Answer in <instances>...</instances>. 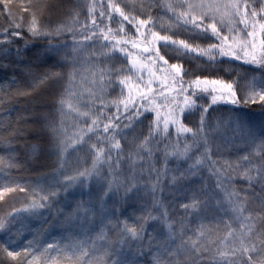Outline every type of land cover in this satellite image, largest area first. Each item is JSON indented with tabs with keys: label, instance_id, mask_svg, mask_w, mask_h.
<instances>
[{
	"label": "snow or ice",
	"instance_id": "obj_1",
	"mask_svg": "<svg viewBox=\"0 0 264 264\" xmlns=\"http://www.w3.org/2000/svg\"><path fill=\"white\" fill-rule=\"evenodd\" d=\"M14 2L0 0V13L11 18V27L0 31V66H10L4 60H23L37 44L44 47L36 49L32 63L25 66L31 84L12 77L6 85L7 97L5 86H0V108L10 103L12 95H30L37 80L45 83L66 76L67 88L58 101L59 121L42 114L36 122L43 123L37 134L45 129L51 133L48 155L55 157L53 170L28 183L3 182L5 167L19 168L29 161L18 160L14 152L7 162L0 156V201L8 193L25 192L30 197L0 215L4 237L0 264H264V0H149L140 5L146 18L126 11L117 0H108L106 7L102 0H91L82 6L90 24L86 19L82 26L79 12L71 24L43 23L45 0L23 5L31 13L25 23L13 16ZM156 8L170 14L168 34L156 27L157 17L152 15ZM115 14L120 21L114 29ZM171 29H182L207 46L176 39ZM162 47L196 61L198 68L227 64L226 71H234L231 62L239 61L258 69L259 75L249 69L238 71L236 81L209 78L182 62L170 63ZM118 60L119 68L93 71L95 87L86 99L76 91L83 65L95 68ZM41 70L43 75H38ZM242 74L251 75L243 97L236 87ZM109 91L115 98H109ZM78 95L81 104L66 99ZM218 103L237 108L259 105V115L213 117L210 109ZM66 105L77 118L71 134L65 125ZM113 106L116 112L110 114ZM195 113L199 124L188 126ZM145 125L148 135L133 136L125 153L122 140L129 137L127 129ZM4 127L0 124V147L12 149L11 137L24 133L17 129L6 137ZM225 127L234 135L217 143L215 137ZM161 143L162 163L156 157ZM28 151L31 163H37L39 149L33 146ZM73 152L82 153L85 163L69 172ZM87 158L92 160L90 167ZM202 170H207V178ZM238 180L246 184L237 188ZM165 190L184 198L178 219L163 204ZM137 204L139 214H135ZM54 208L56 215L46 217L45 212ZM127 208H133V215L126 214ZM39 219L52 223L21 243L24 222ZM54 227L65 229L67 235L48 240L43 234Z\"/></svg>",
	"mask_w": 264,
	"mask_h": 264
},
{
	"label": "trees",
	"instance_id": "obj_2",
	"mask_svg": "<svg viewBox=\"0 0 264 264\" xmlns=\"http://www.w3.org/2000/svg\"><path fill=\"white\" fill-rule=\"evenodd\" d=\"M48 5V8L41 14V21L43 23H48L49 21L52 22V26L56 24H71L75 18L77 12H79V23L82 26L83 22L87 19L90 24V18L88 17V10L86 7H82L86 3H91V0H45ZM97 3H101V0H96ZM105 7L107 6L108 0H102ZM117 2L124 7V9L133 14H140V18H146V13H141L140 5L147 4L149 0H117ZM162 2V0H161ZM28 0H15L12 6V14L20 20L23 18L24 22L27 23L31 19V13L25 12L23 9V5L27 4ZM3 8V5H0V9ZM99 15V12H97ZM152 15L157 17L156 19V27L162 34L169 33V20L170 14L165 13L163 9L156 8ZM162 18V19H161ZM120 17L119 14H115L113 18V23L111 26L115 29L119 27ZM104 23H108L104 21ZM126 29H130L131 33L134 34L135 29L132 28L130 24L125 22ZM11 27V18L7 16V12L0 13V31L9 29ZM11 31H18L14 28H11ZM171 34L176 39H186L189 41H194L196 43H200L203 46H207L204 41L192 37L189 33L183 31L182 29H171ZM26 35V33H25ZM14 40L17 38L14 36ZM67 39L69 42L71 41V34H67ZM19 47L23 48V42L18 41ZM44 47V44H37L33 48L26 51L25 58L23 60L10 62L8 60H4L3 63L10 64L9 67L4 68L0 66V86H5V95L7 97V88L6 85L12 77H16L19 80L26 81L27 83L31 84V80L28 77L26 65L32 63L34 59V52L36 49ZM162 54L165 55L166 59H169L170 63L182 62L185 64V67L190 69L196 70L197 74L203 73L204 76L209 78H222L226 81H236L237 80V72L241 70H249L256 75H259V70L252 68V66L243 65L239 61L231 62L235 65L234 71H226L227 64H224L220 67H212V68H205L199 67L197 62L194 60H186L183 57L177 56L174 51L161 48ZM117 56L120 54L117 53ZM120 60H123L126 64L127 61L124 60L123 57H120ZM205 63H207L205 61ZM112 65H115L116 68L120 67V61H112L111 64L108 62H102L98 64L95 68L89 67L88 65H83L81 68L80 77L82 78L81 82L78 83L76 91L78 93H83L84 98H87L88 90L93 89L95 85L92 84V75L93 71H98L100 67H103L107 70ZM59 71V70H58ZM67 71V70H65ZM38 75H43V71L41 70ZM251 80V75L247 77L243 74L239 77L237 82V91L238 95L243 97L245 93L248 91V81ZM67 88V78L65 76L64 79H57L53 78L51 80H47L45 83H40L39 80L29 88L30 95H12L10 97V103H6L2 108H0V124H3L4 130L3 134L7 137L9 132L15 131L17 129H21L23 131V135L19 137H11L13 139V148L9 149L7 147H0V156L4 157L5 161L7 162L10 154L12 152L15 153L16 158L20 161H23L25 158L29 161L27 166H21L19 168H11L8 169L5 167V171L7 175L3 176V182H8L9 180H19L22 183H28L29 181H34L39 177L43 176L44 174L51 172L53 169L51 165L55 161V157L48 155V149L50 145V141L48 137L51 135L49 131L46 129L41 131L37 134L36 129L39 127L43 129V123L37 124L38 120L42 119V114H49L52 119L59 121V115L57 114V107L58 101L61 95L65 92ZM15 89H12V93H15ZM109 98H115L114 94L109 91ZM72 104H81V97L74 96V97H67ZM208 103H211L210 98L208 99ZM122 107V106H121ZM65 111L67 113L65 125L71 134L76 129L74 128V123L76 122V114L75 112L68 111L67 105L65 107ZM108 112L115 113L116 108L115 106L110 107ZM211 115L213 117H222L225 120L230 114L233 113H241V114H249L252 116L258 117L259 115V105H247L237 108L234 105L226 104V103H218L216 105H212V109H210ZM90 123V121H89ZM199 124V114L195 113L193 115V119L188 123V126H192V124ZM213 127L215 126V120H212ZM129 132V137L127 140H122V144L125 147V153H127L129 141L133 138V136L140 134L142 137H146L148 135V128L147 125L137 127L135 131L133 129H127ZM172 132V140L175 141V130L171 129ZM234 135V132L230 128H223L220 133H218L215 137L217 143L222 142L223 140L227 139ZM33 146H36L39 149L37 153V163H31L33 157L31 156L28 149H31ZM161 151L156 153V157L162 163L163 160V143L160 145ZM41 153H44L41 156ZM224 156H229L230 153L224 152ZM199 155V151L193 154ZM216 158H219L217 156ZM85 163V158L83 154L72 153L69 157L68 163V171H74L75 167L78 165H83ZM87 165L90 167L92 160L91 158H87L86 161ZM123 168L124 171L127 172L128 170V161H123ZM201 175L205 178L208 177L207 170H202ZM164 183L168 184V181ZM214 183V180H212ZM246 182L243 180L236 181L237 188H240L242 185H245ZM170 186V185H169ZM143 196V193H141ZM157 198H159V194H157ZM30 200V197L27 196L25 192H16V193H8L6 194L3 201H0V215H6L7 213L14 211L15 208L20 207L23 205L24 200ZM184 198L181 196H174L169 191L165 190L163 193V204L165 207L169 209L170 214L173 218L178 219L180 215L183 214V208L180 206V201ZM63 201H61V205ZM147 204L149 210H151V200L150 198L147 199ZM60 205H57L59 207ZM141 211V205L137 204L135 206V214H139ZM133 208H127L126 214L131 216L133 215ZM55 216L56 209L54 208L53 211L49 214L45 212V216ZM52 223L51 219H48L47 222L44 219L39 220H31L25 221L24 225L22 226L23 237L21 238V243H27V240L33 238V235L36 233L38 229L42 226L47 228L48 224ZM193 228L196 227L194 223L192 225ZM258 227L260 225L258 224ZM151 233V228L149 229V235ZM79 235V233H76ZM48 240H59L61 239L62 235L66 236L67 232L65 229L60 227H54L50 229L47 233L43 234ZM114 235V234H113ZM4 237L0 235V241H2ZM150 260V257H149Z\"/></svg>",
	"mask_w": 264,
	"mask_h": 264
},
{
	"label": "rangeland",
	"instance_id": "obj_3",
	"mask_svg": "<svg viewBox=\"0 0 264 264\" xmlns=\"http://www.w3.org/2000/svg\"><path fill=\"white\" fill-rule=\"evenodd\" d=\"M242 27V26H241ZM225 33H227V28L224 29Z\"/></svg>",
	"mask_w": 264,
	"mask_h": 264
}]
</instances>
